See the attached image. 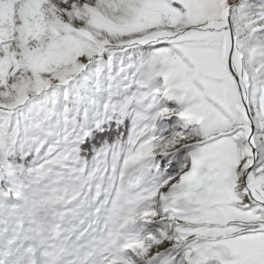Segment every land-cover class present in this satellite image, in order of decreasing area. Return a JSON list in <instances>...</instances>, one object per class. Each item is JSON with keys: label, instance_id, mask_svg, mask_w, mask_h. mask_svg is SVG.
Listing matches in <instances>:
<instances>
[{"label": "snow or ice", "instance_id": "obj_1", "mask_svg": "<svg viewBox=\"0 0 264 264\" xmlns=\"http://www.w3.org/2000/svg\"><path fill=\"white\" fill-rule=\"evenodd\" d=\"M0 264H264V0H0Z\"/></svg>", "mask_w": 264, "mask_h": 264}]
</instances>
